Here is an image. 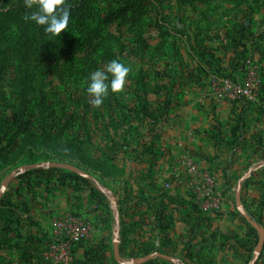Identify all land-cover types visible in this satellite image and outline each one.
Listing matches in <instances>:
<instances>
[{
  "label": "rangeland",
  "instance_id": "rangeland-1",
  "mask_svg": "<svg viewBox=\"0 0 264 264\" xmlns=\"http://www.w3.org/2000/svg\"><path fill=\"white\" fill-rule=\"evenodd\" d=\"M142 5L138 32H113L116 58L132 70L122 93L105 98L111 105H91L88 140L77 95L47 76L55 111L79 122L72 164L94 181L47 169L59 153L26 144L12 126L23 109L13 80L24 69L0 55V186L14 170L42 165L0 198V264H47L55 220L79 226L68 264H132L151 254L174 262L144 264H264V246L254 254L259 234L242 214L264 231V0ZM5 33L0 39L12 42L14 26ZM78 70L69 85L82 89Z\"/></svg>",
  "mask_w": 264,
  "mask_h": 264
},
{
  "label": "trees",
  "instance_id": "trees-1",
  "mask_svg": "<svg viewBox=\"0 0 264 264\" xmlns=\"http://www.w3.org/2000/svg\"><path fill=\"white\" fill-rule=\"evenodd\" d=\"M2 2L4 0H0V38L6 34L9 26H14L16 35L10 43L0 39V55L4 62L14 58L17 71L24 69L23 75L13 80L18 102L23 109L12 126L17 132H24L26 144L45 146L59 153L56 162L72 164L71 151L74 152L80 140L77 138L79 122L73 117L74 114L64 119L62 114L55 111L54 107L61 104L57 102L60 100L54 95L55 92L51 95L45 88L48 85L47 76L59 77L67 82L68 98H72L70 94L77 95L76 105L83 116L82 135L88 140L89 125L85 118L93 105L86 91L89 77L95 71L96 60L103 61L105 66L112 59H117L111 44L117 41L114 30L125 27L126 31L138 32L141 29L145 16L143 0H68L71 5L69 27L57 38L46 35L42 27L34 22H25L24 16L36 11L35 8L27 9L25 0H15L8 7H3ZM36 2L33 0L34 4ZM103 46H106V52L100 58H93L94 55L98 57ZM79 68L83 74L79 83L82 89L69 85L70 78L78 73ZM32 69H37L38 78L33 75ZM104 102L111 105L107 100ZM56 143L64 144L66 149H59Z\"/></svg>",
  "mask_w": 264,
  "mask_h": 264
},
{
  "label": "clouds",
  "instance_id": "clouds-1",
  "mask_svg": "<svg viewBox=\"0 0 264 264\" xmlns=\"http://www.w3.org/2000/svg\"><path fill=\"white\" fill-rule=\"evenodd\" d=\"M25 7L36 9L24 16L25 22L31 21L41 26L46 35L57 38L69 27L71 5L68 0H37L35 4L33 0H25ZM131 70L120 60L112 59L103 69L92 72L86 91L93 97V106H101L110 92L122 93Z\"/></svg>",
  "mask_w": 264,
  "mask_h": 264
},
{
  "label": "water",
  "instance_id": "water-1",
  "mask_svg": "<svg viewBox=\"0 0 264 264\" xmlns=\"http://www.w3.org/2000/svg\"><path fill=\"white\" fill-rule=\"evenodd\" d=\"M42 165L39 164H32V165H26V166H22L16 170H14L12 173H10L7 177H5V179L1 182V186H0V198L3 195L6 187L9 185V183L17 176L24 174L25 172L29 171V170H35V169H39L41 168ZM46 168L47 169H56V170H63V171H67L69 173L75 174L78 177L85 179V180H89V181H94V179L85 171L81 170L80 168H78L75 165L69 164V163H62V162H56V161H52L46 164ZM236 203H237V207H239V200H238V194L236 195ZM244 218L249 222V224L257 231V233L259 234V238H258V242L257 245L254 249V254L257 257L261 251L262 248L264 246V231L263 229H261L260 227H258L254 222L250 221L248 219V217L242 213ZM113 253H114V258L116 260L119 259L118 256V247H117V242H115L113 244ZM155 258H162L165 260H168L170 262H174L173 259H171L168 256L165 255H161V254H151L142 258H138V259H134L132 260V264H144L148 261H151ZM255 261V259H254ZM253 261V262H254Z\"/></svg>",
  "mask_w": 264,
  "mask_h": 264
},
{
  "label": "built area",
  "instance_id": "built-area-1",
  "mask_svg": "<svg viewBox=\"0 0 264 264\" xmlns=\"http://www.w3.org/2000/svg\"><path fill=\"white\" fill-rule=\"evenodd\" d=\"M250 93L251 88L246 84L244 94ZM51 228L56 241L49 244L43 259L47 264H68L72 247L80 239L79 226L69 220H55Z\"/></svg>",
  "mask_w": 264,
  "mask_h": 264
}]
</instances>
